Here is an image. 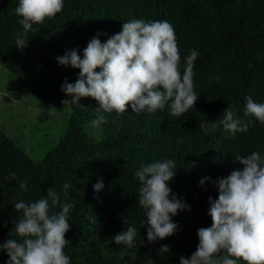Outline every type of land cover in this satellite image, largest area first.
I'll use <instances>...</instances> for the list:
<instances>
[{
	"label": "trees",
	"instance_id": "16d2710c",
	"mask_svg": "<svg viewBox=\"0 0 264 264\" xmlns=\"http://www.w3.org/2000/svg\"><path fill=\"white\" fill-rule=\"evenodd\" d=\"M18 4L0 0V65L38 102L72 107L61 103L71 99L61 89L65 80L76 82L79 69L61 66L57 58L73 49L83 58L98 33L105 43L122 31L123 23L135 19L173 26L181 74L185 57L191 50L198 52L193 66L198 101L180 117L171 115L167 105L153 113H133L130 105L123 113H102L107 122L95 126L92 137L86 130L97 119L99 105L82 98L84 108L75 107L57 145L39 162L0 130V245L19 239L13 227L22 212L15 211V202L46 198L52 186L64 202L63 185L68 183L67 202L73 207L65 238L71 243L64 253L70 264H130L144 250L153 264H180V257L190 258L199 244L198 230L212 225L209 200L218 199L216 181L243 170L235 156L253 151L264 156V123L244 116L246 97L264 103V0H63L61 12L33 25L22 51L15 43L23 31L15 12ZM230 106L234 118L252 120L247 132L233 136L220 124ZM165 159L176 163L169 183L172 194L190 211L171 218L178 225L174 235L149 243L135 172L141 164ZM20 181L25 190L19 189ZM100 181L103 188L95 193ZM129 226L137 229L133 246L116 245L113 237ZM164 245L169 252L160 255ZM8 259L0 250V264Z\"/></svg>",
	"mask_w": 264,
	"mask_h": 264
},
{
	"label": "clouds",
	"instance_id": "9594fccd",
	"mask_svg": "<svg viewBox=\"0 0 264 264\" xmlns=\"http://www.w3.org/2000/svg\"><path fill=\"white\" fill-rule=\"evenodd\" d=\"M62 9L63 0H19L15 12L21 17L18 23L23 31L15 36L16 48L22 51L28 46L25 36L34 24L43 23ZM99 35L89 41L83 58L75 49L57 58L59 65L79 69L74 84L65 80L62 85V92L71 97L62 100V104L84 108L80 100L92 98L99 105L97 119L92 122L94 126L107 122L102 113H123L129 105L137 114L144 110L150 113L164 110L167 105L170 114L176 117L195 106L198 97L194 91L193 66L199 54L191 50L185 57L181 74L175 30L168 21L130 20L105 43H101ZM245 99L244 116L264 123V103L254 102L250 96ZM220 124L235 136L247 132L252 120L234 118L230 106ZM207 127L205 123L200 124L201 129L207 130ZM235 161L243 165V170L233 171L227 178L216 181L218 199L209 200L212 225L198 230L196 251L190 258L180 257V264H238L239 261L264 264V156L253 151L246 157L235 156ZM175 168V161L165 159L141 164L135 172L141 185L138 204L148 217L149 243L174 235L178 225L171 218L180 211H190L169 187L176 175ZM204 183L202 179L201 186ZM69 187L68 183L63 185L64 202L52 186L46 198L14 203L15 211L22 212V216L13 227L19 239L10 238L0 245V250L6 251L9 257L7 264H70L64 253L71 243L65 238L70 230L68 216L73 207L67 202ZM102 188V181L97 182L94 192L99 193ZM19 189H26L25 182H19ZM57 206L60 211H51ZM136 234L137 229L129 226L113 240L116 245L131 248ZM168 252L167 245L159 250L160 255ZM147 264L153 262L149 259Z\"/></svg>",
	"mask_w": 264,
	"mask_h": 264
},
{
	"label": "rangeland",
	"instance_id": "374dc122",
	"mask_svg": "<svg viewBox=\"0 0 264 264\" xmlns=\"http://www.w3.org/2000/svg\"><path fill=\"white\" fill-rule=\"evenodd\" d=\"M0 89L6 91L11 97L14 98H21L24 101H33L35 105L41 107L42 109L46 108V105L43 103H39L36 100H33V97L24 90L19 83L0 65ZM23 93L25 95L20 96ZM35 105H31L30 107H35ZM2 108H6L5 105H0ZM67 114H61L62 121H59L57 118L54 120L45 119H33L34 110L30 109L28 112L31 115L24 116V125L27 130H25L24 134H20L19 138L22 141L17 144L18 148L23 150L33 161L39 162L45 152L51 150L55 145H57L58 141L60 140L61 136L63 135L64 131L62 127H64L65 121L69 118L70 114L75 110V107H66ZM12 109V108H11ZM8 109L7 111L11 110ZM65 120V121H64ZM1 122V121H0ZM61 122V123H60ZM4 123V122H3ZM1 127V125H0ZM3 131V130H2ZM4 132V131H3ZM87 135L95 137L93 135L94 132L97 133L95 126L89 125L87 126ZM5 133V132H4ZM6 135L10 136L12 139L14 138L11 133H5ZM26 138H30L28 141L25 140ZM133 257H136L133 260ZM148 260V251L144 250L134 255L130 259V264H147Z\"/></svg>",
	"mask_w": 264,
	"mask_h": 264
},
{
	"label": "crops",
	"instance_id": "0c3cea01",
	"mask_svg": "<svg viewBox=\"0 0 264 264\" xmlns=\"http://www.w3.org/2000/svg\"><path fill=\"white\" fill-rule=\"evenodd\" d=\"M23 95L25 94L23 93L20 94V96H23ZM33 100H36V99L33 97ZM43 104L46 105L45 109L44 108L42 109L38 105L36 106L35 103H33V101H29V100L24 101V100H21L20 97L19 98L11 97L6 91H3L2 89H0V105L6 106L5 109L0 106V121H1L0 130L1 131L3 130L5 133L10 132L11 135H13L14 137L13 139L2 131L13 143L17 145L22 141V139L19 138V135L24 134L25 130H27L24 125V116L29 115V117H31V115L28 112L30 109L34 110L33 119L34 118H37V119L48 118V120H51V119L54 120L55 118H57L59 121H62L61 114H67L66 107L58 106L54 103H49V102L43 103ZM31 105H35V107H30ZM8 109H11V110L7 111ZM66 122L67 120L65 121L64 127H62L64 132L66 128ZM29 139L30 138H26L25 136L26 141H28ZM46 153L47 152H45V154Z\"/></svg>",
	"mask_w": 264,
	"mask_h": 264
}]
</instances>
